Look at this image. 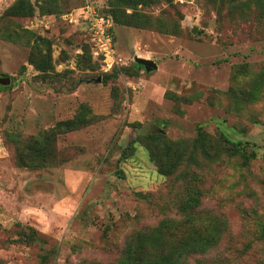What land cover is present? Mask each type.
Listing matches in <instances>:
<instances>
[{"label": "rangeland", "instance_id": "1", "mask_svg": "<svg viewBox=\"0 0 264 264\" xmlns=\"http://www.w3.org/2000/svg\"><path fill=\"white\" fill-rule=\"evenodd\" d=\"M18 1L0 0V264H122L138 235L169 253L190 196L187 234L215 217L225 234L185 264H264V0H108L113 56L64 21L81 0H24L32 15L8 16ZM83 106L87 123L36 151Z\"/></svg>", "mask_w": 264, "mask_h": 264}, {"label": "trees", "instance_id": "2", "mask_svg": "<svg viewBox=\"0 0 264 264\" xmlns=\"http://www.w3.org/2000/svg\"><path fill=\"white\" fill-rule=\"evenodd\" d=\"M118 1L120 4L128 6V8L135 9L139 4L148 6L157 2L158 0ZM106 6L108 8L107 12L110 13L114 23L116 24L117 17L114 11L109 8L108 0H106ZM31 15L32 10L28 6V4H25L24 0H19L8 11V16L11 17H28ZM137 23V26L142 27V25H140L139 23V20H137ZM143 26L145 27L146 25ZM159 30H161L162 32H168L164 29ZM30 62L39 72L43 73L46 76H48V74H50L53 70L49 57L46 54L41 53L37 45H35L32 49V53L30 55ZM134 72L136 74L137 69ZM3 89L4 87L0 86V90ZM82 108L83 110H81L79 117H77L75 120L60 123L57 128H54L49 131L41 141H36L34 143V148L36 149V151L45 155L48 150L47 141L55 137V132H58V130H60L61 128L69 129V127L71 126H77L82 123H87L89 120L86 118L85 112H89V109H87V107L85 106H83ZM199 205L200 201L198 199H195V197L190 196L188 197V200L184 201L183 204L180 206V209L183 212V219L180 223H178V231L179 234L182 236V241L176 249L170 250L169 253L168 251H164L158 255L149 254L151 252L145 246V241L139 240L138 235L136 238V242L127 246V249L125 251V258L123 259L122 264H130L131 260L133 262L136 259L141 264H185V261L186 259H188V257L190 258V256L193 255H205L210 250L216 248L219 245L222 236L225 234V230H222L223 224H225L224 220H220L216 217L212 218V227H209V229L205 232H200L201 234L198 236L197 239H194L187 234V226H192L193 219L195 218L194 216L200 215V212H196ZM154 232L150 234H145L148 236L142 235V237L145 236V238L147 239V244L150 246L152 251L154 249H163V235L161 236L160 234ZM261 237L264 239V229H262L261 231ZM187 241L191 244H188Z\"/></svg>", "mask_w": 264, "mask_h": 264}, {"label": "built area", "instance_id": "3", "mask_svg": "<svg viewBox=\"0 0 264 264\" xmlns=\"http://www.w3.org/2000/svg\"><path fill=\"white\" fill-rule=\"evenodd\" d=\"M107 10L106 0H81L80 7L64 14L63 19L85 31L97 47L113 56L115 23Z\"/></svg>", "mask_w": 264, "mask_h": 264}, {"label": "water", "instance_id": "4", "mask_svg": "<svg viewBox=\"0 0 264 264\" xmlns=\"http://www.w3.org/2000/svg\"><path fill=\"white\" fill-rule=\"evenodd\" d=\"M194 32V31H193ZM136 62L143 66L145 71L151 72L157 69V65L153 61H144L137 59ZM10 84V78L9 77H1L0 78V86H8Z\"/></svg>", "mask_w": 264, "mask_h": 264}]
</instances>
